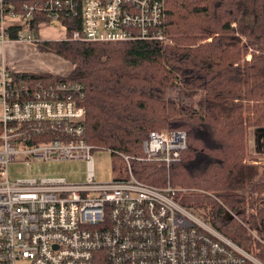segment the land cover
<instances>
[{
	"label": "built area",
	"instance_id": "1",
	"mask_svg": "<svg viewBox=\"0 0 264 264\" xmlns=\"http://www.w3.org/2000/svg\"><path fill=\"white\" fill-rule=\"evenodd\" d=\"M36 13L48 17L37 24L38 35L30 22ZM79 14L81 27L70 33L68 17ZM43 26L60 27L56 37L47 32L51 39L172 42L166 0H0V47L37 43ZM15 73L25 72L0 65V264H264L205 217L204 209L182 202L188 191L205 192L172 184L171 168L188 147L186 130H151L138 156L95 145L85 137L82 83L52 71L45 73L57 79ZM98 149L115 157L110 181L96 179ZM55 159L86 160V179L9 175L10 163ZM133 160L163 165L166 181L139 179ZM219 202L222 222L230 212L247 226Z\"/></svg>",
	"mask_w": 264,
	"mask_h": 264
},
{
	"label": "trees",
	"instance_id": "2",
	"mask_svg": "<svg viewBox=\"0 0 264 264\" xmlns=\"http://www.w3.org/2000/svg\"><path fill=\"white\" fill-rule=\"evenodd\" d=\"M166 6L169 44H37L73 63L69 77L85 89L88 142L138 156L151 130H186L188 147L171 168L172 184L205 192L188 191L182 202L204 209L225 235L264 262V162L253 163L264 148H249L250 130L264 128V0H166ZM38 14L30 20L36 35L41 18L48 19ZM68 18L70 33L81 27L80 14ZM14 76L57 79L52 73ZM175 91L200 96L188 104ZM133 169L143 181H166L165 167L155 161L133 160ZM218 199L248 227L236 218L222 222Z\"/></svg>",
	"mask_w": 264,
	"mask_h": 264
},
{
	"label": "rangeland",
	"instance_id": "3",
	"mask_svg": "<svg viewBox=\"0 0 264 264\" xmlns=\"http://www.w3.org/2000/svg\"><path fill=\"white\" fill-rule=\"evenodd\" d=\"M42 35L45 37L47 32L51 33L52 37L61 35L62 31L59 26L47 29V27H41ZM51 37L49 36V38ZM72 73V72H71ZM175 96H181L188 104H196L200 94H197L194 98L185 97V93L177 92L171 93ZM256 143V130L252 129L249 132V148L251 151H255ZM94 170L96 179L98 181H110L114 178L113 161L115 159L112 156L111 151L98 149L94 151ZM264 158L260 157L257 160ZM255 162V160L253 161ZM9 175L11 178H28V177H65L71 182H81L86 179L87 176V162L83 159H55V160H34V161H20L10 163ZM261 167L260 171L262 172ZM262 176H259V180Z\"/></svg>",
	"mask_w": 264,
	"mask_h": 264
},
{
	"label": "crops",
	"instance_id": "4",
	"mask_svg": "<svg viewBox=\"0 0 264 264\" xmlns=\"http://www.w3.org/2000/svg\"><path fill=\"white\" fill-rule=\"evenodd\" d=\"M49 37H44L46 39ZM6 62L19 72L45 73L55 72L70 75L73 63L52 51H42L34 42H11L0 47V65Z\"/></svg>",
	"mask_w": 264,
	"mask_h": 264
},
{
	"label": "water",
	"instance_id": "5",
	"mask_svg": "<svg viewBox=\"0 0 264 264\" xmlns=\"http://www.w3.org/2000/svg\"><path fill=\"white\" fill-rule=\"evenodd\" d=\"M256 142L260 148H264V128H258L256 131ZM233 219V215L230 212H227L225 215L226 222H229Z\"/></svg>",
	"mask_w": 264,
	"mask_h": 264
}]
</instances>
